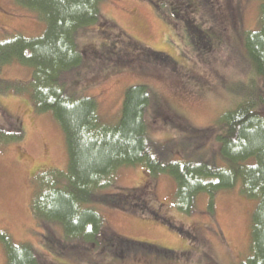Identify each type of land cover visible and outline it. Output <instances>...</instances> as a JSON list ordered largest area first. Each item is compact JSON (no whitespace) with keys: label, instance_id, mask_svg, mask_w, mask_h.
I'll return each instance as SVG.
<instances>
[{"label":"rangeland","instance_id":"374dc122","mask_svg":"<svg viewBox=\"0 0 264 264\" xmlns=\"http://www.w3.org/2000/svg\"><path fill=\"white\" fill-rule=\"evenodd\" d=\"M166 1L160 0L156 8L145 0H101L99 10L102 18L111 23V32L131 37L140 46L166 53L175 70L146 62L140 66L144 72L139 71L138 66L115 71L104 61L90 62L65 75L66 91L94 98L101 121L113 125L120 116L125 89L143 84L164 105L174 107L186 125V131L180 130L169 121L155 116L152 119L150 108L146 112L148 139L169 152L166 159L192 161L203 158L213 166H223L218 154L219 144L211 129L224 112L263 86L262 78L253 70L243 46L245 32L259 27L260 1L230 0L235 23L226 25L220 21L229 9V6L222 8L226 0H213L218 8L213 17L207 15V5L193 0L192 23L200 21L205 28L214 26L212 28L223 38L221 46L218 44L203 57L196 55L190 46L183 20L167 10ZM44 29V21L34 10L14 0H0V41L19 35L33 38ZM111 43L112 38L101 36L96 24L76 34L77 46H88L92 52L101 44ZM29 77L30 69L16 61L0 68V127L9 129L14 124L21 129L20 138L0 140V244L7 236L11 243L31 246L41 259L64 263L43 247L39 233L46 232L34 219L30 206L35 190L33 174L66 169L65 138L51 112L34 110L28 93L23 90ZM190 128L203 132L196 134L194 140H186L184 136H188ZM205 134L208 138L203 137ZM5 135L1 132V137L6 138ZM130 187L141 188L153 210L185 231L187 236L149 216L92 204L106 226L116 234L177 253L163 258L164 255L144 250L151 254H130L119 264H240L248 255L251 215L256 201L242 193L240 183L217 192L211 198V207L208 194H198L189 213L175 206L174 180L164 174L151 175L141 165L117 169L111 184L102 191ZM45 230L56 236L62 234L61 228L54 224L48 223ZM66 260L67 264H87L72 258ZM111 262L102 257L93 264ZM0 264H6L5 246L1 245ZM113 264L118 262L113 261Z\"/></svg>","mask_w":264,"mask_h":264},{"label":"trees","instance_id":"16d2710c","mask_svg":"<svg viewBox=\"0 0 264 264\" xmlns=\"http://www.w3.org/2000/svg\"><path fill=\"white\" fill-rule=\"evenodd\" d=\"M14 1L34 10L44 21L45 29L33 38L19 35L0 41V68L16 61L30 69L23 90L28 93L37 113L51 112L61 127L67 149V166L65 170L33 174L35 190L30 206L34 219L46 232L39 233L43 247L64 263L56 259L42 260L31 246L11 243L6 236L2 244L6 264H67L66 259L71 258L93 264L102 257H107L112 264L113 261L119 264L130 254H151L144 250L164 255L163 258L177 255L175 251L169 252L116 234L91 206L100 204L109 209L146 215L186 237L185 231L153 210L141 188L102 191L111 184L117 169L133 165H141L151 175L170 176L176 185L175 206L185 213L193 210L198 194H208L211 207V198L217 192L240 183L242 193L256 201L251 215L249 253L240 264H264V0H259V27L245 32L243 38L245 54L255 73L262 78L263 86L224 112L211 129L219 144L218 154L224 162L220 167L203 158L192 161L166 159L169 152L148 139L146 112L150 108L152 119L155 116L169 121L180 130L186 129V125L174 107L164 105L143 84L125 89L120 116L113 125L101 121L94 98L67 93L65 75L90 62L104 61L115 71L135 66L140 71V66L146 62L175 70L166 53L140 46L131 37L111 32V23L100 14L101 0ZM145 1L157 8L160 0ZM199 2L209 7L207 15L210 17L218 12L213 0ZM166 5L173 16L183 20L187 39L196 55L203 57L218 44L221 46L223 38L217 29L212 28L214 26L205 28L200 21L192 23L190 20L193 0H167ZM227 6L229 9L220 21L233 25L235 13L230 0H226L222 8ZM91 24L97 25L101 36H110L112 43L101 44L93 52L88 46L78 47L77 32ZM18 128L14 124L9 129L1 126L0 140L20 138L21 129ZM187 131L186 140H194L196 134L203 132L196 128ZM1 132L8 136L1 137ZM206 134L204 138H208ZM48 223L60 227L62 234L56 236L47 232L45 226ZM137 247L142 250H135Z\"/></svg>","mask_w":264,"mask_h":264},{"label":"flooded vegetation","instance_id":"af4514ba","mask_svg":"<svg viewBox=\"0 0 264 264\" xmlns=\"http://www.w3.org/2000/svg\"><path fill=\"white\" fill-rule=\"evenodd\" d=\"M5 237H6V236H5ZM5 237H4V238H5ZM1 243L4 244L2 241H1ZM2 244H0V245L2 246Z\"/></svg>","mask_w":264,"mask_h":264}]
</instances>
